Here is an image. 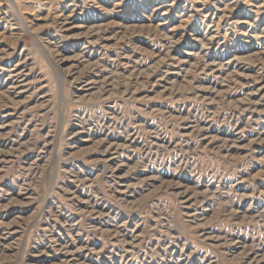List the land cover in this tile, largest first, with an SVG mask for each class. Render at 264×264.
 Wrapping results in <instances>:
<instances>
[{"label": "rangeland", "instance_id": "1", "mask_svg": "<svg viewBox=\"0 0 264 264\" xmlns=\"http://www.w3.org/2000/svg\"><path fill=\"white\" fill-rule=\"evenodd\" d=\"M0 264H264V0H0Z\"/></svg>", "mask_w": 264, "mask_h": 264}]
</instances>
